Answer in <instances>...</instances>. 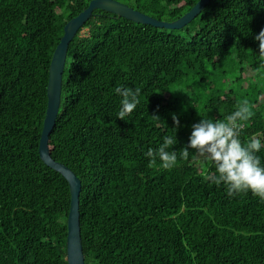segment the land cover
I'll return each mask as SVG.
<instances>
[{
	"label": "trees",
	"instance_id": "16d2710c",
	"mask_svg": "<svg viewBox=\"0 0 264 264\" xmlns=\"http://www.w3.org/2000/svg\"><path fill=\"white\" fill-rule=\"evenodd\" d=\"M90 1L0 0V264H68L70 186L42 161L39 145L53 53ZM116 1L173 22L199 0ZM262 29L264 0H212L179 30L103 10L79 30L50 148L82 182L86 264H264V201L228 196L209 179L211 161L179 153L201 118L225 121L239 98L249 99L232 86L243 64L264 73L254 39ZM262 85H252L263 98L249 100L253 115L240 121L245 143L264 142V78ZM120 86L141 90L125 120L117 118ZM175 133L177 165H150L149 148ZM257 155L264 164V148Z\"/></svg>",
	"mask_w": 264,
	"mask_h": 264
},
{
	"label": "clouds",
	"instance_id": "9594fccd",
	"mask_svg": "<svg viewBox=\"0 0 264 264\" xmlns=\"http://www.w3.org/2000/svg\"><path fill=\"white\" fill-rule=\"evenodd\" d=\"M254 39L259 45L258 56L264 58V29ZM115 92L122 98L117 118L125 120L137 108L141 90L120 86ZM252 115L249 102L245 100L225 121L201 118L192 125L189 141L179 153L184 160L211 161L215 173L209 179L217 185L223 184L228 196L251 192L264 201V164L257 155L264 148V142L254 137L245 143L240 138L243 127L240 121H246ZM172 120L179 127L178 116L173 114ZM175 144L176 133L175 137L166 136L157 149L149 148L146 156L150 158V165H155L158 159L163 169L175 167L178 161L177 151L172 147Z\"/></svg>",
	"mask_w": 264,
	"mask_h": 264
},
{
	"label": "water",
	"instance_id": "95a60500",
	"mask_svg": "<svg viewBox=\"0 0 264 264\" xmlns=\"http://www.w3.org/2000/svg\"><path fill=\"white\" fill-rule=\"evenodd\" d=\"M211 1L212 0H199L196 5L181 18L173 22H167L146 15L120 1L92 0L87 8L65 25L64 35L53 53L49 68V82L47 88L48 105L40 138L39 153L42 161L47 166L61 173L69 182L71 206L68 216V264H86L80 221L82 182L70 168L55 160L51 152L50 140L61 105L63 77L70 43L75 39L79 30L93 16L95 10H103L119 18H124L138 24L179 30L191 23Z\"/></svg>",
	"mask_w": 264,
	"mask_h": 264
},
{
	"label": "rangeland",
	"instance_id": "374dc122",
	"mask_svg": "<svg viewBox=\"0 0 264 264\" xmlns=\"http://www.w3.org/2000/svg\"><path fill=\"white\" fill-rule=\"evenodd\" d=\"M86 32L85 30L82 31V33ZM220 66V65H219ZM239 73L240 75H242V77L240 78V81H239ZM264 73L260 74L257 76V74L255 72H252L251 70L247 69L246 68V64H243L242 66H240V68L238 69V72L237 74L234 76V79L236 81V83L232 86L234 88H237L239 84L242 85V87H244L249 95V100L251 101H257L260 103V100L263 98L262 96H259L258 92L256 91V89H253L252 85H259L260 87H262V79L264 78ZM249 84H252V85H249ZM226 86L227 88H230L231 85H229V83H226ZM188 93L190 95H194V94H197L198 91L197 90H188ZM254 97V98H252ZM242 100L244 99H241L239 98L238 100V106L241 105V103L243 102ZM246 100V99H245Z\"/></svg>",
	"mask_w": 264,
	"mask_h": 264
}]
</instances>
